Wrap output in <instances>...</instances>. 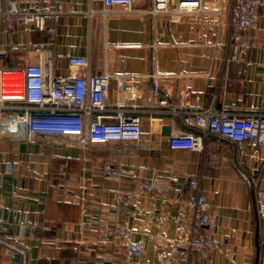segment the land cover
<instances>
[{"label":"crops","instance_id":"0c3cea01","mask_svg":"<svg viewBox=\"0 0 264 264\" xmlns=\"http://www.w3.org/2000/svg\"><path fill=\"white\" fill-rule=\"evenodd\" d=\"M7 1L0 0V5ZM15 1L19 6L49 4L62 14L53 33L0 20V46L8 49L0 67L16 60L35 61L26 45L52 38L55 74H64L66 55L81 54L87 56L92 73L157 75L142 83L144 107L154 111L142 114L139 145L0 138V205L10 207V216L18 220L39 224L31 238L9 231L14 236L0 240V264H126L122 249L97 231V225L110 224L117 212L109 189L131 185L130 178L104 177L107 165H142L146 177L156 170L153 195L118 210L122 215L125 208L131 211L126 216L131 236L144 244L141 262L158 261L160 252L169 250L176 225L163 220L165 213L190 219L183 203L190 192L187 180L199 175L213 222L204 229L217 244L207 258L191 251L188 264H264V217L257 215L251 183L257 167L255 189L264 198V146L249 157L239 153L236 142L208 134L200 151L172 148L170 133L192 129L164 111L178 107L181 100L196 108L264 111V22L256 32V45L246 54L250 65L244 68L227 60L232 0H201L203 11L156 14L144 12L152 0H133L135 11L130 13L120 5L104 13L103 0ZM153 81L159 95L174 104L161 105L151 98ZM165 126L169 133L163 132ZM169 186L177 192L167 197L163 192Z\"/></svg>","mask_w":264,"mask_h":264},{"label":"built area","instance_id":"2783aa9c","mask_svg":"<svg viewBox=\"0 0 264 264\" xmlns=\"http://www.w3.org/2000/svg\"><path fill=\"white\" fill-rule=\"evenodd\" d=\"M104 13L120 5L125 12L135 11L133 0H103ZM201 0H152L151 7L138 12L159 13L164 11L183 13L203 11ZM61 12L49 4L19 6L15 0L0 5V20H14L32 25L38 30L53 33L54 23ZM264 22V0H232L229 21L227 60L250 65L247 52L256 45V32ZM52 38L46 42H31L26 45L28 54L36 56L35 61H14L11 66L0 67V138L3 136L26 142L40 140L75 141L79 145L90 143H122L130 141L139 145L142 134V114L154 111L144 107L142 83L145 78L156 77L155 72L140 74H115L108 71L92 73L87 56L68 54L64 57V74H55ZM6 46H0V57L7 55ZM151 98L161 105L174 104L166 96H160L158 83L153 81ZM178 107L165 109L180 117L189 129L199 128L201 132H176L169 134L172 148L190 150L203 149V137L215 134L238 144L239 153L252 157L264 146V111L244 110L243 107L229 110L191 107L189 101L181 100ZM251 177L255 195L256 212L264 217V198L256 191L257 167ZM146 167L103 168L104 177L115 181L130 178L126 189H109L115 201L113 221L97 225L100 234L109 237L113 247L122 249L126 264H188L191 251H197L207 258L216 247L212 233L204 228L212 227L208 212L209 203L200 186L199 175L189 176L190 192L184 198L190 219L179 214L165 213L163 220L176 225V232L168 241L169 250L161 251L158 261L141 262L143 241L132 238L125 208L134 199L151 196L156 188V170L145 176ZM177 189L169 186L163 194L169 197ZM0 240L8 241L9 231L20 237L31 238L39 225L30 219L18 220L10 207L1 206ZM20 215V211L17 212ZM8 245V243H7ZM76 248V246H75ZM9 254L13 249L7 247Z\"/></svg>","mask_w":264,"mask_h":264},{"label":"water","instance_id":"95a60500","mask_svg":"<svg viewBox=\"0 0 264 264\" xmlns=\"http://www.w3.org/2000/svg\"><path fill=\"white\" fill-rule=\"evenodd\" d=\"M163 132H165V133H169V127L165 126V127L163 128Z\"/></svg>","mask_w":264,"mask_h":264}]
</instances>
